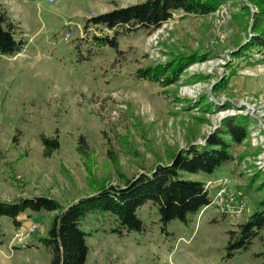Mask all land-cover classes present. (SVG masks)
<instances>
[{
	"label": "rangeland",
	"instance_id": "1",
	"mask_svg": "<svg viewBox=\"0 0 264 264\" xmlns=\"http://www.w3.org/2000/svg\"><path fill=\"white\" fill-rule=\"evenodd\" d=\"M143 1L0 0L27 42L17 55H0V200L43 194L71 204L119 176L167 162L188 143L204 142L227 117L243 115L250 117L249 137L237 147L238 159L198 176L227 178L232 189L248 191L242 217L210 205L163 230L157 207L147 203L139 210L142 232L119 236L111 231L112 217L101 213L88 214L81 227L90 233L88 264H264V229L249 249L227 256L230 232L264 193L262 174L247 187L264 172V63L232 58L252 34L244 7L256 8L250 0H223L207 15L177 10L155 29L117 27L118 47L85 39L100 31L113 35L94 25L87 34L91 16ZM183 53L200 59L176 83L137 76ZM233 68L237 73L221 88ZM43 135L59 138L51 156L44 155ZM54 213H25L18 226L4 216L0 264H51L40 238Z\"/></svg>",
	"mask_w": 264,
	"mask_h": 264
},
{
	"label": "trees",
	"instance_id": "2",
	"mask_svg": "<svg viewBox=\"0 0 264 264\" xmlns=\"http://www.w3.org/2000/svg\"><path fill=\"white\" fill-rule=\"evenodd\" d=\"M223 0H145L127 6H119L110 11L91 16L85 23L88 34L91 25L98 29L106 28L113 35L103 31L93 33L91 38L96 44H108L118 47L117 27L127 32L140 29H155L173 17V12L184 11L186 14L207 15L215 12ZM255 6H245L244 10L252 16L251 33L246 43H239L232 58L245 59L249 64L264 63V0H250ZM15 24L8 16L5 7L0 4V55L11 56L22 52L26 45L24 38L18 37ZM101 26V27H99ZM200 59L195 54H179L171 61L156 66L139 69L137 76L162 86H169L180 79V75L191 64ZM232 61L230 62V64ZM237 69H232L229 77H225L222 87L234 76ZM250 117L239 115L224 119L220 127L205 137L202 143L190 142L177 149L167 162L158 161L152 167L144 168L132 176H119V183L109 182L95 192L79 198L71 204H64L49 195H21L13 200H0V237L2 218L11 217L14 225H20L19 217L32 212H55L47 236L40 241L52 255L51 264H88L90 246L87 242L89 232L81 227V222L90 213L108 214L111 216V231L119 236L131 231L142 232L144 220L139 210L147 203L157 207L159 220L166 230L173 220L188 222L192 215L202 211L211 203V192L206 187L208 180L199 175H212L227 163L238 159L236 149L249 137L248 121ZM44 155L51 156L60 147L58 136L43 135ZM79 143L86 145L85 137ZM83 149V146H79ZM85 151V149H84ZM86 152V151H85ZM243 157V153L239 155ZM264 190V172L258 171L250 177L248 189L260 179ZM196 177H192L195 176ZM248 192V191H247ZM243 190V194H247ZM256 201L255 210L247 220L230 232L228 257L235 252L247 250L253 240L264 229V193Z\"/></svg>",
	"mask_w": 264,
	"mask_h": 264
},
{
	"label": "built area",
	"instance_id": "3",
	"mask_svg": "<svg viewBox=\"0 0 264 264\" xmlns=\"http://www.w3.org/2000/svg\"><path fill=\"white\" fill-rule=\"evenodd\" d=\"M230 179L218 178L215 180H208L206 187L211 192V203L220 209V211L232 219L242 217L249 208V200L243 191L238 192L230 186ZM207 207V206H206ZM204 207L203 211L206 209Z\"/></svg>",
	"mask_w": 264,
	"mask_h": 264
},
{
	"label": "crops",
	"instance_id": "4",
	"mask_svg": "<svg viewBox=\"0 0 264 264\" xmlns=\"http://www.w3.org/2000/svg\"><path fill=\"white\" fill-rule=\"evenodd\" d=\"M4 7H6V5H4ZM6 9L8 10V8L6 7ZM8 12L10 13V11L8 10ZM208 180H213V179H208ZM215 180V179H214Z\"/></svg>",
	"mask_w": 264,
	"mask_h": 264
}]
</instances>
